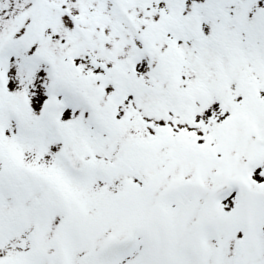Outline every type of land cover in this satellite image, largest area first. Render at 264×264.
Returning a JSON list of instances; mask_svg holds the SVG:
<instances>
[{
	"label": "snow or ice",
	"instance_id": "obj_1",
	"mask_svg": "<svg viewBox=\"0 0 264 264\" xmlns=\"http://www.w3.org/2000/svg\"><path fill=\"white\" fill-rule=\"evenodd\" d=\"M0 264H264V0H0Z\"/></svg>",
	"mask_w": 264,
	"mask_h": 264
}]
</instances>
